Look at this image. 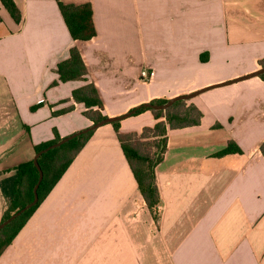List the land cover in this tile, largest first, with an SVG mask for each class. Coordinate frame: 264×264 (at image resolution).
<instances>
[{"label":"crops","instance_id":"1","mask_svg":"<svg viewBox=\"0 0 264 264\" xmlns=\"http://www.w3.org/2000/svg\"><path fill=\"white\" fill-rule=\"evenodd\" d=\"M13 1L19 23L0 1V222L35 148L93 123L72 99L85 82L53 85L73 46L106 117L212 88L187 101L199 125L168 131L155 210L106 124L0 264H264V81L213 87L263 67L264 0H61L90 3L96 35L86 41L72 39L60 0ZM118 122L139 134L157 120L146 110ZM229 141L243 154L216 156Z\"/></svg>","mask_w":264,"mask_h":264},{"label":"trees","instance_id":"2","mask_svg":"<svg viewBox=\"0 0 264 264\" xmlns=\"http://www.w3.org/2000/svg\"><path fill=\"white\" fill-rule=\"evenodd\" d=\"M0 1L14 21L19 23L21 21V13L15 2L13 0ZM58 5L74 41L90 40L96 35L90 3L75 5L73 3H64L60 0L58 1ZM1 22L2 19L0 17V23ZM261 65L264 67V60L261 61ZM56 72L59 75V80L54 82L53 85H57L59 82L69 81L85 82L83 86L73 90L72 99L77 103L84 104L85 110L83 114L91 122L97 123L107 118L103 114V104L95 84L89 82L87 79L88 68L76 46L70 49L69 57L57 65ZM260 78L264 81V74L261 75ZM166 101L167 100H154L151 103L162 104ZM38 106L32 107V110L36 109ZM133 110H135V114L150 110L157 120L156 124L152 127L143 128L139 134H122L119 132V122H114L112 125L115 128L123 153L132 170L146 205L150 210H155L160 202L155 170L166 153L168 131L197 126L200 124L203 114L194 104H188L187 101L184 100L175 102L165 111L145 108L143 105ZM61 112L62 111L56 113ZM93 133L94 131L78 136L39 157L38 161L43 171V179L38 188V203L0 232V256L12 243L40 203L58 183ZM59 140H61L60 137H57L50 142L37 146L35 148V153ZM260 150L264 156V142ZM229 154H243V152L234 141H229L226 148L218 152L216 156H225ZM38 179L39 172L33 160L17 168V178L13 185L12 200L1 222L33 200V189Z\"/></svg>","mask_w":264,"mask_h":264},{"label":"water","instance_id":"3","mask_svg":"<svg viewBox=\"0 0 264 264\" xmlns=\"http://www.w3.org/2000/svg\"><path fill=\"white\" fill-rule=\"evenodd\" d=\"M264 74V67L260 68L259 70L249 74V75H246V76H243V77H240V78H237L235 80H232V81H228L226 83H223V84H218V85H214L213 87H218V86H222V85H227V84H230V83H233V82H238V81H242V80H246V79H249V78H253V77H260L261 75ZM212 87H208V88H204V89H201L199 91H196V92H193L191 94H188V95H183V96H177V97H174V98H171L169 100H167L165 103H162V104H152V103H148V104H144L143 106L145 108H150V109H153V110H159V111H165L167 110L168 108H170L175 102L177 101H180V100H184V101H188V100H191L193 99L194 97H196L197 95L201 94L202 92L210 89ZM133 114H135V110H131L129 111L128 113L124 114V115H121L119 117H114V118H110V117H107L97 123H92V125H90L89 127H87L86 129H83L81 131H78L68 137H65V138H62L61 140H59L58 142L52 144V145H49L47 147H45L44 149L40 150L39 152H37L33 158V163L35 165V167L37 168L38 172H39V179H38V182L36 183V185L34 186V189H33V200L28 203L25 207H23L22 209L18 210L17 212L13 213L10 217H8L6 220L0 222V232L5 228L7 227L10 223H12L14 220H16L19 216H21L23 213H25L27 210H29L30 208H32L33 206H35L37 203H38V200H39V196H38V188H39V185L43 179V171L40 167V164H39V157L47 152H49L50 150H53L55 148H58L62 145H64L65 143L69 142L70 140L78 137V136H81V135H84V134H87L89 132H92V131H95L96 129L106 125V124H111V123H114V122H118V121H121L125 118H128L130 116H132Z\"/></svg>","mask_w":264,"mask_h":264},{"label":"built area","instance_id":"4","mask_svg":"<svg viewBox=\"0 0 264 264\" xmlns=\"http://www.w3.org/2000/svg\"><path fill=\"white\" fill-rule=\"evenodd\" d=\"M152 73L147 71V70H143L141 73L142 78H146V79H150Z\"/></svg>","mask_w":264,"mask_h":264}]
</instances>
